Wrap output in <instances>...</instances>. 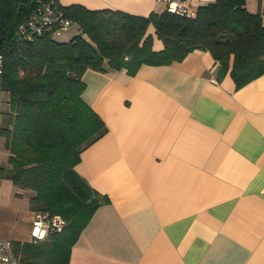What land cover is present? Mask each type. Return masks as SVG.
I'll use <instances>...</instances> for the list:
<instances>
[{
    "label": "crops",
    "instance_id": "obj_1",
    "mask_svg": "<svg viewBox=\"0 0 264 264\" xmlns=\"http://www.w3.org/2000/svg\"><path fill=\"white\" fill-rule=\"evenodd\" d=\"M186 1L195 11L213 0ZM59 3L146 16L167 0ZM218 67L207 50L194 49L134 75L84 71L82 97L107 131L75 169L109 201L80 233L69 264H264V74L236 88L229 74L218 79ZM5 181L15 203L0 238L29 241L33 192L5 178L0 188Z\"/></svg>",
    "mask_w": 264,
    "mask_h": 264
},
{
    "label": "trees",
    "instance_id": "obj_2",
    "mask_svg": "<svg viewBox=\"0 0 264 264\" xmlns=\"http://www.w3.org/2000/svg\"><path fill=\"white\" fill-rule=\"evenodd\" d=\"M246 2L213 0L193 14L164 9L146 16L59 3L71 21L65 30L56 33L52 25L21 39L19 26L41 1L0 0V91L8 105L0 125L8 152L0 178L33 192L31 210L65 222L42 239L12 241L19 264H69L80 233L109 201L75 169L81 152L107 131L82 97L84 71L134 75L143 64L166 65L203 49L218 63V79L229 74L239 88L264 74V0L256 11ZM74 23L78 30L69 40L55 39Z\"/></svg>",
    "mask_w": 264,
    "mask_h": 264
},
{
    "label": "built area",
    "instance_id": "obj_3",
    "mask_svg": "<svg viewBox=\"0 0 264 264\" xmlns=\"http://www.w3.org/2000/svg\"><path fill=\"white\" fill-rule=\"evenodd\" d=\"M41 1L31 16L19 26L18 34L21 39H32L45 28L56 26V33L65 30L70 25V19L65 17L60 9L59 0ZM165 9L175 14H193L186 0H167ZM65 222L58 215L49 216L47 213L34 212L31 226V237L44 238L49 230H60ZM12 240L0 238V264H19V258L13 249Z\"/></svg>",
    "mask_w": 264,
    "mask_h": 264
},
{
    "label": "rangeland",
    "instance_id": "obj_4",
    "mask_svg": "<svg viewBox=\"0 0 264 264\" xmlns=\"http://www.w3.org/2000/svg\"><path fill=\"white\" fill-rule=\"evenodd\" d=\"M258 4H259L258 0H249L247 8L250 11H256ZM262 18H264V14H262ZM77 30H78V25L74 23L68 28V30L62 32L59 35H56L55 39L57 41H67L74 35L75 31ZM1 94L4 93L0 91V106H1V99L4 98V95ZM5 122L6 119H4V123ZM3 152L4 150L2 148L0 141V159L2 158ZM5 183L8 184L7 187L0 188V200L7 202L5 204L4 214L1 215L0 217V231L2 233L7 231V229L12 225L13 213L11 212V210L13 203H15L13 197L11 196V183H9L8 181H5Z\"/></svg>",
    "mask_w": 264,
    "mask_h": 264
}]
</instances>
